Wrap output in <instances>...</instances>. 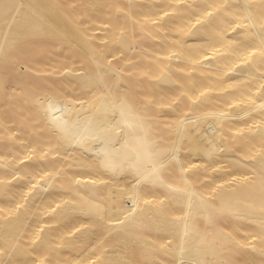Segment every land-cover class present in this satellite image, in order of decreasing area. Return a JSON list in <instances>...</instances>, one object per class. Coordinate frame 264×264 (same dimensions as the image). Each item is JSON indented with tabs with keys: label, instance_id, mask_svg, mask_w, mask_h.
<instances>
[{
	"label": "bare ground",
	"instance_id": "obj_1",
	"mask_svg": "<svg viewBox=\"0 0 264 264\" xmlns=\"http://www.w3.org/2000/svg\"><path fill=\"white\" fill-rule=\"evenodd\" d=\"M119 1L0 0V264H264V0Z\"/></svg>",
	"mask_w": 264,
	"mask_h": 264
},
{
	"label": "rangeland",
	"instance_id": "obj_2",
	"mask_svg": "<svg viewBox=\"0 0 264 264\" xmlns=\"http://www.w3.org/2000/svg\"><path fill=\"white\" fill-rule=\"evenodd\" d=\"M50 1H51V0H50ZM52 1H53L54 3L57 2L56 4H58L59 1H61V0H55V1L52 0ZM73 1H74V0H73ZM73 1L68 0V2H66V5H65V3L62 1V2L64 3V5H62L63 3H59V4H58L59 6L57 7V9L60 8V6H61V7H66V8H64V9L66 10V9H68V7H69L70 5H72L73 3H74L75 5H77V3H76L77 0H75L74 2H73ZM82 1H84V0H82ZM82 1H80V4H81V5L78 3V4H79V7H77V6H75V5L73 4V5L76 7V8H75V7H74V8L79 10V9L81 8V6H82V3H83ZM120 1H121V2H124V0H120ZM120 1H119V2H120ZM78 2H79V1H78ZM81 2H82V3H81ZM69 3H71V4L68 5ZM60 4H61V5H60ZM105 7H106V10L104 9ZM105 7H104L103 9L101 8L102 11L99 10V9H97L96 12L94 11V12L96 13L97 17H99L100 20L97 19V17L94 15V12H93V14H91V16H89V18H88V17H87V19L85 18V20L91 22V23L89 22L88 24H87V21L84 22V23H86L88 26L82 22L84 18L82 19V17L79 16V18L81 17V22L83 23V26H82V27H81V24H82V23L80 22V19H79L78 17H77V19H75L74 16L70 15L71 10H70V11L66 10V11L69 12V13H67V14H69L68 16H71V17H73V18L75 19V20H74L75 22L72 21V20L70 19V23H71V25H73V23H75V24H74V25H76L75 27H78L77 29H80V30L83 29V27H85L84 25H86V27H85L82 31L86 32V29L88 28L89 31H90L91 29L94 30V31H92V32L87 31V32H89V33H93V32L95 33V34H92V35H97L96 33H99V35H100L102 32H105L104 34H106V31H107V30L104 29V26H103L104 23L102 24V22H105V28H106V27L108 26V24H107L108 21H106L105 19H107L108 17H110V16L114 13V12H113L114 9H111L110 6H105ZM64 9H63V10H64ZM107 9H108V10H107ZM124 9H125V8H124ZM124 9H122L121 11H122V14L125 13V15H123V16L125 17V16L127 15V12H128V11H125ZM65 10H64V11H65ZM105 11H106L107 13H106ZM108 11H109V12H108ZM97 12H98V13H97ZM103 12H104V13H103ZM58 13H59V15L62 14V8H61V11H60V9L58 10ZM60 13H61V14H60ZM100 13H101V14H100ZM105 13H106L107 15H105ZM108 13H109V14H108ZM111 13H112V14H111ZM115 13H116V12H115ZM63 14L66 15V16L64 17ZM63 14H62V17L67 18V14H66L65 12H64ZM72 14H73V13H72ZM116 14L119 15V14H121V13L119 12V13H116ZM118 15H117V17H118V20H119V19H120V16H118ZM123 16H122V17H123ZM68 18H70V17H68ZM91 18H92V19L94 18V19L92 20ZM95 18H96V19H95ZM102 18H103L104 20H103ZM78 19H79V20H78ZM89 19H91V20H89ZM107 20H108V19H107ZM95 21L97 22V24H95ZM72 22H73V23H72ZM92 22H93V23H92ZM98 22H99V23H98ZM80 23H81V24H80ZM90 24H92V26H91ZM93 24H95V26H96L97 28H98V24H100V25H99V30H97V28H96V30H95V29H94L95 27L93 26ZM74 25H73V26H74ZM106 25H107V26H106ZM79 26H80V27H79ZM89 26L92 27V28H90ZM101 26H103V27H101ZM134 26H135V24H134ZM107 28H108V27H107ZM104 30H105V31H104ZM98 31H99V32H98ZM134 33H135V31H134ZM99 35H97V36L100 37L101 35H100V36H99ZM134 35H136V34H134ZM97 36H96V37H97ZM102 36H103V34H102ZM136 37H137V36H136ZM29 40H31V41H29ZM32 40L35 41L36 39H25V41L22 42V45H20V46H23V45L25 46V45L27 44L26 41H29V42H31V44H28L27 46L32 45L33 47L31 46L30 48H34L36 45H38L39 43L42 42L41 40L38 39V42H39V41H41V42H39V43H38V42H35V43H34V41H32ZM36 41H37V40H36ZM29 42H28V43H29ZM43 42L47 43V45H46V44H42ZM43 42H42L41 44L44 45V46H41V44L38 45L39 47L36 46V47H37V49H36V53H37V54L34 53V52H35V51H34L35 49H32V50H31L30 48H27L28 50L30 49L29 52H28L27 50H26L27 52H26L25 50H23V49H22V50L25 51L26 54H27V53H30V54H29V57H31V58L33 57V58H34L36 55H38V57L40 56V55H39V52H40L41 49H40L39 52H38V49H39L40 47H43L44 49H45L47 46H48V47L51 46L50 49H52V47H55V43H53V44H54V45H53L52 43H49L50 41H43ZM51 42H52V41H51ZM23 43H24V44H23ZM37 43H38V44H37ZM48 43H49V44H48ZM35 44H36V45H35ZM51 44H52V45H51ZM45 45H46V47H45ZM20 46H19V44H18L17 47L19 48ZM24 46H23V47H24ZM27 46H25L24 49H26ZM23 47H22V48H23ZM36 47H35V48H36ZM18 48L15 47V48H14V51L11 50L12 54H13L14 52H16L15 55H14V54H13V56L11 55L12 57L15 56V58H17L19 55H24V54H25V53H23L22 50H21V51H22L23 54L20 53V50L16 51ZM20 49H21V48H20ZM47 49H48V48H47ZM53 49H54V48H53ZM65 49H66V48H65ZM65 49H64V50H65ZM136 49H137V53H139V54H141V55L145 54V53H144L145 51H142V50L138 49V44L136 45ZM136 49H135V50H136ZM64 50H63L61 53H59V54L55 51V55H56V53H57V54H58L60 57H62L63 59L66 58V57H67V59H68V58L70 59L71 56H69V55H68V56H67V55H64ZM32 51H33V52H32ZM51 51H52V50H51ZM66 51H67V50H66ZM66 51H65V54H70V52H72L71 50H68V51H70L69 53H67L68 51H67V52H66ZM141 51H142V52H141ZM11 52H10V53H11ZM52 52H54V50H53ZM18 53H20V54H18ZM62 53H63V54H62ZM26 54H25V56H26ZM60 54H61V55H60ZM139 54H138V55H139ZM42 55H43V54H42ZM46 55H47V54H46ZM50 55H52V54H50ZM55 55L53 54V57H54V58H55ZM62 55H63V56H62ZM25 56H24V58H27V57H25ZM44 56H45V54H44ZM20 57L23 58V56H20ZM47 57H48V58H47ZM50 57H51V56H50ZM50 57H49V56H46L47 59H49ZM53 57H51V58H52L51 60H55ZM15 58H12V59H15ZM24 58H23V59H24ZM35 58L37 59V57H35ZM35 58H34V59H31V60L33 61V60H35ZM46 58L44 59V57L41 58V56H40V58L37 60L38 63H36V61H33V62H32V61H29L30 59H28V60H27V59H24V61L32 62L31 64L29 63V66H30V67L32 66V67L35 69L36 66H38V65H43V64L45 65L44 62L47 60ZM137 58H138V57L134 58V60H131L130 63L133 64L134 66H137L136 64L139 65V60H138ZM40 59H41V60H45V61H41V63H40V62H39ZM111 59H112V60H111ZM16 60H17V59H16ZM16 60H13V61L15 62ZM49 60H50V59H49ZM51 60H50V62H51ZM109 60H110V62L113 61L112 63H116V62H118V61H117L118 59H117L116 57H114V59H113V58H110ZM114 60H116V61H114ZM18 61H20V60H18ZM24 61H22V62H24ZM47 61H48V60H47ZM47 61H46V62H47ZM136 61H137V62H136ZM34 62H35L36 64H38V65H36V66L33 65ZM48 62H49V61H48ZM48 62H47V63H48ZM50 62H49L48 65H46V66L49 67V69L51 68V67H50V66H51V65H50L51 63H50ZM0 63H1V62H0ZM2 63L4 64L3 61H2ZM16 63H17V64L19 63V64H18V65H19L18 70H19L20 73H21V71H22L21 69H23V71H22L23 73H24L25 70H26L25 72H27V68H28L29 66L27 67V63H26V62H24L25 64H24V63H20V62H16ZM35 63H34V64H35ZM47 63H46V64H47ZM6 64L8 65V63H6ZM23 64H24V66L22 67L21 65H23ZM49 65H50V66H49ZM52 65H53V64H52ZM55 65H56V64H55ZM55 65H54V66H55ZM58 65H59V64H57V65H56L57 67L55 66V68H54V66H53V69H54V70L51 68V69H50V72H48L49 69H48V67H47V71L44 69V70H43V71H44L43 74H45L46 72H47V73H51V71H52L53 73H58L57 68H59V66H60V65H59V66H58ZM4 66H5V64H4V65H1V68H3ZM21 67H22V68H21ZM24 67H25V69H24ZM26 67H27V68H26ZM30 67H29V69L31 70ZM1 68H0V69H1ZM4 68H5V67H4ZM20 68H21V69H20ZM33 68H32V70H34ZM124 68H126V67H124ZM2 70H3V69H2ZM4 70H6V69H4ZM4 70H3V71H4ZM7 70H8V69H7ZM7 70H6L5 72H7ZM20 70H21V71H20ZM36 70H37L36 72L39 71V73H42V72H41L42 70L39 69V67H38V69L36 68ZM34 71H35V70H34ZM34 71L30 72V73H31L30 75H29V72H27V73L24 74V76H26V74H28V75L31 77L32 74L35 73ZM1 72H2V71L0 70V73H1ZM23 73H22V74H23ZM5 74H8V73H5ZM22 74H21V75H22ZM43 74H41V75H42V77L40 76L41 78H38V79H37V78L35 77L37 80H36L35 78H34V79H35L36 81L39 80L40 83H41V82L44 83L46 80H44L45 78L43 79V77H44ZM0 75H3V76H4L3 72H2ZM7 77H8V76H6V78H7ZM46 77L49 78V75H46ZM7 79H8V78H7ZM32 79H33V76H32L31 79H29L30 84H31V82L33 83V82L35 81V80H32ZM41 79H42V80H41ZM31 80H32V81H31ZM40 80H41V81H40ZM26 81H27V79H26ZM27 82H28V81H27ZM42 83H41V84H42ZM34 84H37V85H38V82H37V83L35 82ZM41 84H40V85H41ZM5 87H6V88H5V93H6V92H7L6 90H7L9 87H8L7 85H6ZM8 90H9V89H8ZM142 90H143V89L140 88V90L138 89L137 91H142ZM171 90H172V94H174V92L176 91L175 89H171ZM171 90H170V93H171ZM173 90H174V91H173ZM9 91H10V92H9ZM9 91H8V93H11V95H12L13 93H14V94H15V93H18L17 90H16V91L14 90L15 92L13 91V93H12V90H11V89H10ZM13 96H14V95H13ZM13 96H11V98H12L11 101H15V103L18 104V102H17V99H19L18 95L15 94V96H17V97H16V99H14V100H13V98H14ZM18 101H19V100H18ZM11 103H12V102H11ZM9 104H10V103H9ZM9 104H8V106H9ZM10 105H11V107H14V106H15L14 109H12V111H15V110H16L15 112H17L18 114H19V112H20L21 114H19V115H22V114L24 113V110H22V109H24L23 107H20V108H22V109L17 110L16 105H14V106H13V104H10ZM17 106H18V105H17ZM6 107H7V106H6ZM11 107H10V108H11ZM18 109H19V107H18ZM8 110H10V109H8ZM22 112H23V113H22ZM8 151H9V150H8ZM67 155H68L67 158H69L70 156H72V153L70 152V153H68ZM67 158H65V159H67ZM63 168H65V165H64V164L62 165V169H63Z\"/></svg>",
	"mask_w": 264,
	"mask_h": 264
}]
</instances>
